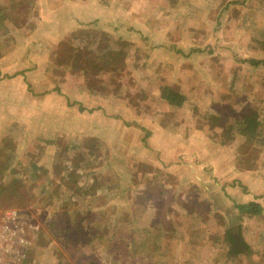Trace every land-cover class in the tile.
<instances>
[{
  "label": "rangeland",
  "instance_id": "obj_1",
  "mask_svg": "<svg viewBox=\"0 0 264 264\" xmlns=\"http://www.w3.org/2000/svg\"><path fill=\"white\" fill-rule=\"evenodd\" d=\"M251 60L264 0H0V213L39 228L22 264H264Z\"/></svg>",
  "mask_w": 264,
  "mask_h": 264
},
{
  "label": "built area",
  "instance_id": "obj_2",
  "mask_svg": "<svg viewBox=\"0 0 264 264\" xmlns=\"http://www.w3.org/2000/svg\"><path fill=\"white\" fill-rule=\"evenodd\" d=\"M36 224L22 222L14 210L0 213V264H22L29 237L37 234ZM29 246V247H28Z\"/></svg>",
  "mask_w": 264,
  "mask_h": 264
},
{
  "label": "trees",
  "instance_id": "obj_3",
  "mask_svg": "<svg viewBox=\"0 0 264 264\" xmlns=\"http://www.w3.org/2000/svg\"><path fill=\"white\" fill-rule=\"evenodd\" d=\"M252 66H258L261 65L264 67V61L262 60H251L249 62ZM170 94L165 96L164 98L171 103L174 106H180L183 102V99L179 94L173 93V91L169 90ZM77 110H81V106H78ZM255 114L254 112L249 114L248 116H241V119L239 122L244 127V132H249L250 128L256 123L255 120ZM235 208L238 210L239 215H252L256 216L262 213V207L257 203H246V204H238L235 206ZM240 228L234 227V230H226L224 236L222 238L224 239L223 242H225L227 246V250L229 254H232L234 256H238L243 252V249H248L246 245L243 243V240L241 239V234L239 231ZM165 260V257H163ZM162 260V262L164 261Z\"/></svg>",
  "mask_w": 264,
  "mask_h": 264
}]
</instances>
